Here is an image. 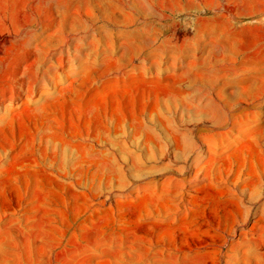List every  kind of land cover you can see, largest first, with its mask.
Segmentation results:
<instances>
[{"label": "rangeland", "instance_id": "1", "mask_svg": "<svg viewBox=\"0 0 264 264\" xmlns=\"http://www.w3.org/2000/svg\"><path fill=\"white\" fill-rule=\"evenodd\" d=\"M0 264H264V0H0Z\"/></svg>", "mask_w": 264, "mask_h": 264}]
</instances>
